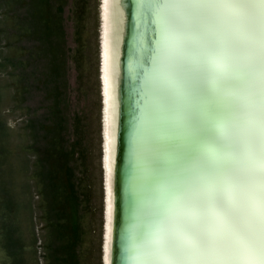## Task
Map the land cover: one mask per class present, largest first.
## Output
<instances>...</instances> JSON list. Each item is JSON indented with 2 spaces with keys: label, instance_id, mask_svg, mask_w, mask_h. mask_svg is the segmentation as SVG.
Segmentation results:
<instances>
[{
  "label": "snow or ice",
  "instance_id": "obj_1",
  "mask_svg": "<svg viewBox=\"0 0 264 264\" xmlns=\"http://www.w3.org/2000/svg\"><path fill=\"white\" fill-rule=\"evenodd\" d=\"M131 264H264V0H138Z\"/></svg>",
  "mask_w": 264,
  "mask_h": 264
},
{
  "label": "rangeland",
  "instance_id": "obj_2",
  "mask_svg": "<svg viewBox=\"0 0 264 264\" xmlns=\"http://www.w3.org/2000/svg\"><path fill=\"white\" fill-rule=\"evenodd\" d=\"M97 28L98 0H0V264L100 262Z\"/></svg>",
  "mask_w": 264,
  "mask_h": 264
},
{
  "label": "water",
  "instance_id": "obj_3",
  "mask_svg": "<svg viewBox=\"0 0 264 264\" xmlns=\"http://www.w3.org/2000/svg\"><path fill=\"white\" fill-rule=\"evenodd\" d=\"M138 0H106L107 19L106 40H108L109 78L105 87L99 86V101H104L102 95H108V110L116 120L112 136V154L115 164L112 169L106 168L102 161L103 176L107 170L110 181L109 212L106 211L107 186L103 185L104 196L101 211L100 232V262L106 263V246L103 237L106 235V222H109L108 235V264H131V257L127 251V240L133 234L136 215V205L132 195L135 187L137 165L140 162L134 154V134L140 123L145 104L142 95V79L133 71L134 61L140 58V48H150L153 43V25L145 17L141 18L137 12ZM98 21L97 32H100ZM100 37V34H98ZM100 43V40H98ZM100 44H98V55ZM101 64L99 59L98 65ZM101 70L100 66L98 67ZM100 77V75H99ZM102 83V82H101ZM103 88V89H102ZM105 89V91H104ZM110 98V99H109ZM110 105V107H109ZM100 107V105H99ZM103 106L99 108L101 120V139L106 138L102 131L104 121ZM109 116V115H108ZM102 145V152L104 142ZM103 160V157H102ZM111 167V166H110ZM106 170H105V169ZM107 182L103 181V184ZM109 216V219H108Z\"/></svg>",
  "mask_w": 264,
  "mask_h": 264
},
{
  "label": "bare ground",
  "instance_id": "obj_4",
  "mask_svg": "<svg viewBox=\"0 0 264 264\" xmlns=\"http://www.w3.org/2000/svg\"><path fill=\"white\" fill-rule=\"evenodd\" d=\"M107 19V9H106V0H98V21L100 22V32H98V34H100V37L98 36V40H100V47H99V51L101 53V56L99 57L98 55V61L99 59L101 60V64L98 65V67L100 66L101 70H99L98 68V83L99 86H104L108 84V78H109V60H108V40H106V25H105V21ZM100 75V77H99ZM102 82V83H101ZM103 89V88H102ZM105 91V89H104ZM99 96L101 97V95L99 94ZM103 98V102L101 103L100 101V108L101 106L104 107V109L106 108V111L104 112V118H106V120L104 121V125L102 127V131L104 132V134L106 135V138L104 137V139H101V128H100V140L104 142V148H106V150H104L102 152V145L100 143V150H101V157H100V165L103 164L105 165L106 168L112 169V165L115 164L114 161V157L112 152V147H111V143H112V136L114 137V127L116 124V120L115 117L114 119L112 118V113L110 112V110H108V104H109V100H108V95L107 92L106 94L102 95ZM110 99V98H109ZM110 107V105H109ZM109 115V116H108ZM101 121V120H100ZM101 123V122H100ZM101 126V125H100ZM103 157V160H102ZM111 166V167H110ZM105 169V168H104ZM106 170V169H105ZM101 180H102V204L103 202V196H104V190L103 189V185H106V191L108 190V194H106V199L108 200L107 207H106V211L109 212L111 206H109V199H110V181L108 179V175H107V170L105 171V174L103 176V168L101 166ZM103 181L107 182L105 184H103ZM103 212V211H102ZM109 219V216H108ZM106 235L103 237L104 240V245L106 246V263L108 264V255H109V247H108V235H109V222H106Z\"/></svg>",
  "mask_w": 264,
  "mask_h": 264
}]
</instances>
